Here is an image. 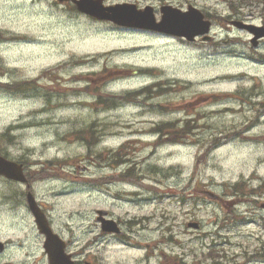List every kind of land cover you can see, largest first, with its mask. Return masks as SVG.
I'll return each mask as SVG.
<instances>
[{
    "label": "rangeland",
    "instance_id": "374dc122",
    "mask_svg": "<svg viewBox=\"0 0 264 264\" xmlns=\"http://www.w3.org/2000/svg\"><path fill=\"white\" fill-rule=\"evenodd\" d=\"M125 2L152 6L156 20L162 5H192L212 21V40L117 29L70 1L0 0V132L19 128L0 147L25 161L22 190L66 228L80 216L92 225L96 210L145 217L132 226L135 238L98 241L112 245L119 264H264V43L248 52V35L226 29L233 16L264 27V0L104 3ZM95 90L107 103L93 102ZM14 185L0 177V233L24 244L22 253L13 247L22 255L37 229L21 195L5 199L20 191ZM212 193L223 201H210Z\"/></svg>",
    "mask_w": 264,
    "mask_h": 264
},
{
    "label": "flooded vegetation",
    "instance_id": "af4514ba",
    "mask_svg": "<svg viewBox=\"0 0 264 264\" xmlns=\"http://www.w3.org/2000/svg\"><path fill=\"white\" fill-rule=\"evenodd\" d=\"M232 19H236V16H233ZM14 41V40H13ZM263 39L259 41V45L256 47H260L263 44ZM253 49L251 47L248 48ZM255 50V49H253ZM7 71V70H6ZM4 71V74L6 73ZM3 73V72H1ZM6 86V84H4ZM10 85H13L12 83ZM28 176L25 184L12 182L19 187V192L14 195H9L5 197V199L17 200L16 198H23L25 191L22 190V187H28ZM139 191L130 192L129 196L132 197L130 202H135L138 197L144 192L143 188H139ZM18 191V188L16 189ZM15 190V191H16ZM4 197V196H3ZM2 197V198H3ZM140 202L143 199L139 200ZM103 213L99 216H95L93 218L94 223L88 226L87 217H80V222L78 225H74V227L66 228L63 224L55 225L52 219H49V224L51 226L52 231L57 234L59 239L63 241V243L54 242L48 249L45 248L44 243H38L39 241H43L44 237L39 233H34V237L36 236L37 243H35L31 248H27V252L24 254L18 255L13 247H20L19 251L22 253L24 250V244L16 241H12L9 238L7 228H1L2 231L7 232L6 234L0 233V264H119V261L114 256L113 253L107 249L108 247H112L111 244H104L98 241H105L106 237L108 241H114L112 239H116L118 241L121 238H135V232L138 228V220H145V217H141L138 214H128V216L120 218L114 216L107 209L98 210ZM97 215V210H96ZM106 220H113L115 222V226L113 228H117L118 230L107 231L103 229V223ZM92 226L96 227V232L93 230ZM137 226L136 230L133 227ZM143 227V226H142ZM141 227V228H142ZM85 232L95 233L98 235V238L89 239L85 238ZM78 233V234H77ZM131 241V240H130ZM140 249H143L141 243L135 244ZM107 246V247H106ZM149 253H152V250H148ZM147 253V252H146ZM149 257V255H147ZM192 263L198 261H191ZM204 262V261H200ZM208 264H223V260H214L210 259L207 261ZM152 261L148 258L137 259L135 264H151ZM155 263L161 264H186L184 261H177L172 259H163L159 261H155ZM191 263V264H192ZM123 264H126L123 262Z\"/></svg>",
    "mask_w": 264,
    "mask_h": 264
},
{
    "label": "water",
    "instance_id": "95a60500",
    "mask_svg": "<svg viewBox=\"0 0 264 264\" xmlns=\"http://www.w3.org/2000/svg\"><path fill=\"white\" fill-rule=\"evenodd\" d=\"M102 1L103 0H80L75 2L80 11L92 15L97 19L110 20L122 26L149 29L175 36H182L190 41H192L195 36L209 31L210 22L205 21L201 12L191 6L188 7L187 11H181L169 5L162 6L160 8L162 13L161 20L157 23L153 14V8L150 6L145 7L143 10H138L135 5L128 3L104 7ZM233 24L237 27L247 28L251 32L253 31L255 35L253 41L264 36V32H259L262 28L241 23ZM203 40H209V37H204ZM0 174L11 179L23 181L21 168L2 158H0ZM28 202L39 228L46 235H50L44 223L43 216L30 194L28 195Z\"/></svg>",
    "mask_w": 264,
    "mask_h": 264
},
{
    "label": "trees",
    "instance_id": "16d2710c",
    "mask_svg": "<svg viewBox=\"0 0 264 264\" xmlns=\"http://www.w3.org/2000/svg\"><path fill=\"white\" fill-rule=\"evenodd\" d=\"M98 91H99V90H95V91H93V93H96V92H98ZM145 92H149V88L145 89ZM117 100H118V99H114L112 103H113V104L118 103ZM60 102L62 103V101H60ZM97 103H98V105H103V104L107 103V100L99 99V96H98V98H97ZM82 131H83V130H79V133H81V134H85V133H83ZM90 133H93V130H90ZM88 135H89V137H88V145H91V144L94 145L95 140H93V138H91L90 134H88ZM81 139H82V141H87V135H83V136L81 137ZM221 140H222V139H220L218 142H220ZM218 142L216 143V145L218 144ZM93 145L89 146V149H90Z\"/></svg>",
    "mask_w": 264,
    "mask_h": 264
}]
</instances>
